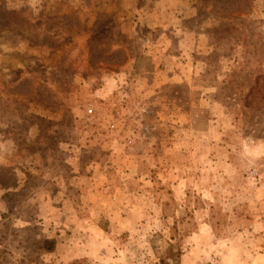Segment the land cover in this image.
Returning a JSON list of instances; mask_svg holds the SVG:
<instances>
[{"label": "rangeland", "instance_id": "374dc122", "mask_svg": "<svg viewBox=\"0 0 264 264\" xmlns=\"http://www.w3.org/2000/svg\"><path fill=\"white\" fill-rule=\"evenodd\" d=\"M258 75L264 0H0V264H264Z\"/></svg>", "mask_w": 264, "mask_h": 264}, {"label": "trees", "instance_id": "16d2710c", "mask_svg": "<svg viewBox=\"0 0 264 264\" xmlns=\"http://www.w3.org/2000/svg\"><path fill=\"white\" fill-rule=\"evenodd\" d=\"M260 79H262V76L258 75L254 79V83L250 85L248 92L245 95L244 102L245 105L248 108H254L256 103H260L263 101L264 103V90L262 86V82H260ZM39 248L41 250L51 252L55 248V240L53 238H44L40 241ZM181 253L180 248L177 249L174 253H172L174 256H177ZM160 264H168L165 259L160 260ZM174 264H179L178 261H175Z\"/></svg>", "mask_w": 264, "mask_h": 264}]
</instances>
